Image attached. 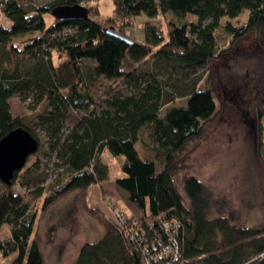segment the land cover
<instances>
[{
	"label": "trees",
	"instance_id": "obj_1",
	"mask_svg": "<svg viewBox=\"0 0 264 264\" xmlns=\"http://www.w3.org/2000/svg\"><path fill=\"white\" fill-rule=\"evenodd\" d=\"M97 2L51 0L30 8L23 0H0V14L9 24L0 22V139L21 126L39 141L32 131L37 129L57 166L48 185L50 174L40 168L38 157L25 168L38 147L12 180L11 186L18 181L26 194L1 185L0 226L9 227L10 237L0 240V264L7 258L9 264H46L33 235L34 202L46 195L44 212L71 192H80L85 201L94 185L112 180L101 159L105 151L122 157L120 175L112 181L125 226L99 213L87 199L86 208L98 219L101 234L94 242H84L71 264H264V218L254 226L244 224L238 203L184 169L189 145L204 138L219 112L212 64L223 53L215 32L222 26L237 41L258 31L264 46V0H113L109 22L120 29L109 28L123 34L132 20L147 19L142 41L133 45L105 33L91 14ZM73 5L86 8L87 17L60 22L51 15L57 6ZM243 11L248 12L243 26L221 24ZM166 14L175 20L167 21L164 30L154 20ZM189 15L194 22L183 21ZM25 35L31 36L13 42ZM147 57L150 71L135 75L133 64ZM55 58L61 62L55 64ZM98 78L121 79L135 102L123 110L111 100L97 105L92 89ZM201 82L205 89H200ZM15 95L33 107L44 103L46 109L32 124H24L11 113ZM178 99L184 105L174 104ZM71 112L77 117L65 133ZM257 121V157L264 167V106ZM144 129L155 147L146 150L148 157L138 147ZM171 245L178 259H158Z\"/></svg>",
	"mask_w": 264,
	"mask_h": 264
},
{
	"label": "rangeland",
	"instance_id": "obj_2",
	"mask_svg": "<svg viewBox=\"0 0 264 264\" xmlns=\"http://www.w3.org/2000/svg\"><path fill=\"white\" fill-rule=\"evenodd\" d=\"M51 0H23L26 7H36ZM98 4L91 7V14L102 22L105 28L113 26L109 19L114 13L113 0H98ZM248 12L243 11L235 19H223L221 24L229 22L233 27L239 28L246 23ZM0 14V22L4 23ZM147 19L145 16L132 20V26L123 29V34L134 42L142 39V24ZM175 18L166 14L159 15L156 21L166 30L167 21ZM47 24L52 22L49 16L45 17ZM183 21H195L192 16H187ZM119 30V26H113ZM31 35L13 39L15 43L27 40ZM218 50L221 57L212 64L214 72L215 89L214 99L218 114L209 122L206 135L202 140L189 145L190 153L184 169L209 186L216 193L226 194L238 203L241 221L248 226H254L264 218V167L257 157L258 121L257 111L264 106V46L260 33L253 31L240 40H233L221 26L215 32ZM219 52V53H220ZM128 54V58H129ZM61 59H54L60 63ZM151 57L142 62L133 64L135 75L141 76L150 71ZM201 82L200 89H205ZM97 105L103 106L111 100L121 110L128 109L136 98L126 90L123 81L117 79L108 81L98 78L92 89ZM131 101V102H130ZM110 102V101H109ZM176 105H184V100L174 101ZM11 113L24 124H32L46 105L39 104L33 107L31 101L23 100L20 95L10 99ZM167 106L163 107L164 113ZM77 114L71 112L65 124V133L71 127ZM39 139L38 153L30 157L25 165L29 167L37 157L41 162V169L50 174L47 185L53 182L57 166L54 157L48 156L47 144L43 135L32 130ZM143 156H149L147 149L154 150L149 139V131L143 130L138 144ZM151 155V153H150ZM154 155V151H153ZM101 159L110 169V176L120 175L122 157H114L107 151L103 152ZM160 168V165H157ZM24 168V169H25ZM92 187L88 194V201L92 208L111 221L115 220V213L121 212L118 207V197L113 181ZM0 182V193L2 192ZM11 190L15 193L26 194V188L16 181ZM46 196V195H45ZM43 196L33 204L37 218L34 225V237L39 239L40 248L46 264H71L84 242H94L101 234L98 219L88 212L87 199L82 198L80 192H71L59 199L55 204L41 212ZM248 202V207L242 201ZM10 237L9 227L0 226V240L6 241ZM11 258L2 259V264H9Z\"/></svg>",
	"mask_w": 264,
	"mask_h": 264
},
{
	"label": "water",
	"instance_id": "obj_3",
	"mask_svg": "<svg viewBox=\"0 0 264 264\" xmlns=\"http://www.w3.org/2000/svg\"><path fill=\"white\" fill-rule=\"evenodd\" d=\"M51 15L60 22L81 21L88 15L86 8L80 5L57 6ZM105 33L133 45L134 41L113 28H106ZM39 141L24 127H16L0 139V182L11 186L15 174L25 165L28 157L35 154Z\"/></svg>",
	"mask_w": 264,
	"mask_h": 264
},
{
	"label": "built area",
	"instance_id": "obj_4",
	"mask_svg": "<svg viewBox=\"0 0 264 264\" xmlns=\"http://www.w3.org/2000/svg\"><path fill=\"white\" fill-rule=\"evenodd\" d=\"M115 220L114 222L118 226L124 225V214L122 212L115 213ZM125 226V225H124ZM165 257H171L173 261H176L178 259L177 251L175 245H171V247H165L161 253L157 255L158 259L165 258ZM152 258H150V261Z\"/></svg>",
	"mask_w": 264,
	"mask_h": 264
},
{
	"label": "crops",
	"instance_id": "obj_5",
	"mask_svg": "<svg viewBox=\"0 0 264 264\" xmlns=\"http://www.w3.org/2000/svg\"><path fill=\"white\" fill-rule=\"evenodd\" d=\"M3 24H5V25H7V26L9 25L8 23H6V20H4V23H3ZM140 41H142V39H141ZM140 41H138V42H140ZM102 184H105V183H102ZM102 184H99V185H102ZM94 186H96V185H94ZM94 186H93V187H94Z\"/></svg>",
	"mask_w": 264,
	"mask_h": 264
}]
</instances>
